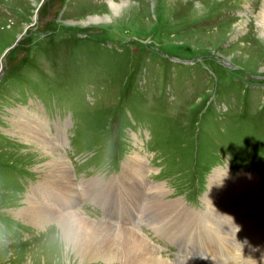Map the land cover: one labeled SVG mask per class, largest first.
<instances>
[{
	"label": "rangeland",
	"instance_id": "374dc122",
	"mask_svg": "<svg viewBox=\"0 0 264 264\" xmlns=\"http://www.w3.org/2000/svg\"><path fill=\"white\" fill-rule=\"evenodd\" d=\"M47 1L0 0V264H85L64 254L56 220L18 215L34 192L45 198L58 157L77 183L78 209L96 223H135L166 260L252 264L238 256L264 246V0ZM28 121L40 138L23 130ZM132 160L146 172L143 190L165 189L145 199L142 212L153 219L145 223L136 222L134 197L123 199L120 218L111 184ZM215 174L236 190L231 200L261 208L240 206L230 218L250 228H228L246 236L235 238L236 258L223 246L224 254L210 247L213 256L196 251L201 258L191 259L179 230L219 239L205 220ZM95 181L103 185L101 208Z\"/></svg>",
	"mask_w": 264,
	"mask_h": 264
},
{
	"label": "bare ground",
	"instance_id": "6f19581e",
	"mask_svg": "<svg viewBox=\"0 0 264 264\" xmlns=\"http://www.w3.org/2000/svg\"><path fill=\"white\" fill-rule=\"evenodd\" d=\"M112 5L115 4L112 3ZM22 126H24V131L29 132L34 136L40 138V136L43 135L41 129L38 126L33 125L31 121L25 122V124H22ZM44 144L49 145L47 142H45ZM42 150L46 154L50 153L45 150L44 146ZM132 161H130V163H128L124 167V174L122 175V177L120 176L121 178H118L117 180L114 179L111 184H117V182H119L125 189V193L127 194L126 199L134 197V203L137 204L139 201V206L142 205L145 199H148V201L150 199H155L156 201L159 197L163 196V194L165 193V189L160 184H153L152 186H149L151 188V193H148L146 197L143 194L139 195V193L143 191L144 193L149 191V187L143 190V183L145 182V187L148 185L145 179L146 172L138 165L132 166L133 163H136V160ZM49 166V182L51 183L49 185L51 187H55L56 190L52 189L51 187H44V189L46 190L44 192L46 199L40 198V196L43 195V193H41V189L39 191V194L37 192H34L35 194L29 198V206L21 210L18 215H26L27 217H29V219L37 223H46L50 220H56L57 222H59L65 230L71 233L74 240V243L71 245V247H68L64 240L60 236H58V240L61 241L60 244L64 248V254H74L77 259L80 260V262H84L85 264H87L88 261L91 260L103 261V263L105 261L113 263L116 260H120V264H225L218 261L194 263L189 260L181 261L180 259L166 260L157 253V250H159V248H155L154 246H152L148 240L146 241L141 234L137 233V230L134 229V227L136 226L135 223L131 224V228L124 224L121 225V223L118 222L117 225L120 229L113 226L111 227V225L106 227L103 226V224L96 223L93 219L86 216L78 209L79 204L77 202V195L75 193L77 183L73 181V177L70 174L69 169H67V163L63 161L61 157H58L57 159H54L49 164ZM99 182H102V180ZM89 183L95 192L98 193L103 191V185H101V183H99L100 185H98V181ZM210 189L213 194L210 198L205 200V205H207L209 208L205 216L206 223L219 236L218 240L221 241L220 246L222 247V249L223 246H225V253L227 252L226 256H228L230 259H234L237 257L236 253L234 254V252L239 251L236 243H234L235 238L236 242L241 240L243 241L244 238L246 239V236H243V238L242 236L241 238L237 236L234 237V235L228 231V228H230L231 225L237 224V216L235 218L236 220L233 219L234 221H230V218L236 215L237 209L240 206L244 207V209L247 208V206L251 207V211L253 212H259L261 206L259 205V202H253L250 204L248 202H246L245 204L244 201L240 202L237 195L234 198V201L231 200L232 194L236 193V190L233 188L229 189L225 185V182L223 184L222 179L219 180L217 174L211 177ZM63 194H65L66 196H63ZM139 197L142 198L139 200ZM257 199L259 200V197L254 198L255 201ZM178 206L180 205L175 204L170 205L169 207L174 211L179 209ZM185 211H189V209ZM190 216L191 215L186 212V218ZM131 221H134V218H132L130 222ZM254 223L256 224V226H259V223ZM223 228L225 229V233L220 236L219 233L223 231ZM248 228L249 227L247 226L241 227L240 230L245 234V231H247V233L250 232V228ZM262 228L264 229V227ZM53 230H56V228ZM261 232L262 231L260 230L259 232L252 234V240H254V236H256L255 239H257V233ZM46 238H49V235ZM252 246L253 249H256L255 254H253V251L255 249L251 252H248L247 249H244L245 254L239 255L238 257L249 260V262H251L252 264H264V246ZM56 251H58V248L56 249ZM205 252L212 253L213 249L209 248ZM196 255H199V253ZM204 256H207L209 258L213 255L209 254ZM194 257L196 256L193 255L191 259H193Z\"/></svg>",
	"mask_w": 264,
	"mask_h": 264
},
{
	"label": "clouds",
	"instance_id": "9594fccd",
	"mask_svg": "<svg viewBox=\"0 0 264 264\" xmlns=\"http://www.w3.org/2000/svg\"><path fill=\"white\" fill-rule=\"evenodd\" d=\"M129 3H130V0H129ZM55 234L60 236L64 240V242L66 243V245L68 247H71V245L74 243V240H73L71 233L69 231L65 230L59 222H57V224H56V233ZM241 254L243 255V249L241 250Z\"/></svg>",
	"mask_w": 264,
	"mask_h": 264
}]
</instances>
